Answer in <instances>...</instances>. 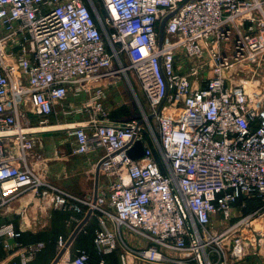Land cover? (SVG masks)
Instances as JSON below:
<instances>
[{"label": "built area", "instance_id": "2783aa9c", "mask_svg": "<svg viewBox=\"0 0 264 264\" xmlns=\"http://www.w3.org/2000/svg\"><path fill=\"white\" fill-rule=\"evenodd\" d=\"M96 1L0 0V208L33 191L45 207L96 216L99 264L115 252L119 264H235L264 254V100L226 74L264 54V0H102L107 15ZM128 69L149 110L110 122L112 84L87 82L113 73L129 80ZM58 103L69 120L87 117L66 129L74 153L103 150L100 171L112 179L97 193L64 190L30 165L42 159L34 130L55 126ZM137 140L144 154L133 158ZM125 228L147 246L127 250ZM21 236L12 222L0 225L8 260L31 264L46 242ZM57 250L56 264L91 259L63 236Z\"/></svg>", "mask_w": 264, "mask_h": 264}, {"label": "crops", "instance_id": "0c3cea01", "mask_svg": "<svg viewBox=\"0 0 264 264\" xmlns=\"http://www.w3.org/2000/svg\"><path fill=\"white\" fill-rule=\"evenodd\" d=\"M122 79V75L118 76L113 73L107 76L103 82L90 81L87 84H120L124 83ZM124 79L127 82L128 79L125 77ZM134 79L138 84L136 78ZM128 82L134 84L130 76ZM71 99L70 97L68 100ZM81 100L83 99L81 98ZM55 110L56 112L52 114V117L58 118V125H69L70 121L75 124L84 123V116L67 119L59 103ZM35 134L38 143L33 153L40 155L42 159L32 157L29 162L33 170L45 181L76 195L85 196L94 193L96 188L98 191L101 190L112 179V176H108L102 171L98 172L97 169L103 150L100 149L87 154L74 153L76 144L74 136L64 129L38 131ZM74 217L78 220H74ZM9 222H12L17 229L22 231L20 238L22 243L46 242L44 250L36 256L31 264H53L58 254L57 241L60 236L67 239L73 249L85 248L91 253L96 250L94 238L82 235V233H86V228L97 226L98 219L96 216H90L87 213L76 216L72 211L45 207L33 191H27L12 198L0 208V225ZM121 232L126 239L124 230ZM114 256L118 260L117 254H107L106 263L115 262ZM260 257L263 258L264 262V254ZM8 258L6 250L0 246V264H12Z\"/></svg>", "mask_w": 264, "mask_h": 264}, {"label": "rangeland", "instance_id": "374dc122", "mask_svg": "<svg viewBox=\"0 0 264 264\" xmlns=\"http://www.w3.org/2000/svg\"><path fill=\"white\" fill-rule=\"evenodd\" d=\"M96 2L98 3L100 12L104 15H107V12L103 6V1L97 0ZM123 61L125 65H129V61L127 58L123 57ZM115 65L117 66L118 63L116 62ZM226 74L232 83L246 84L249 92L254 96L256 102H260V100L262 99L264 100V54L260 55L255 61L244 60L240 62H233L230 68L227 70ZM128 75L132 78L134 84H130L128 80L126 82L124 77H127L126 75H123L124 77L122 76V80L124 81V83H115L106 87V108L109 114L108 121L110 122L123 124L134 119H143L144 113L149 110L147 100L139 84L136 83L134 79L135 76L133 75V71L131 69H128ZM82 99L85 100L86 95H83ZM75 101L79 103L80 99ZM114 114L117 116L116 118L113 117ZM83 118L86 119L87 117L84 116ZM57 120L58 118L55 116L50 117V121H54L53 124L55 123V125H58ZM151 124L154 131L157 132V120L151 118ZM55 134L56 133H54V135ZM217 224L218 221L214 222L215 226ZM124 235L126 236V245L124 247H126L127 250H131V248H135L136 250V248L138 249L147 246V238L140 237L139 234L135 231L125 228ZM123 249L125 250V248ZM226 249L228 250V246L226 247ZM170 254L178 261L180 259L189 260L188 251L172 250L170 251ZM260 256L261 254L259 255L251 253L235 264H264L263 258ZM113 259L115 260V262H113L112 264H119V261L115 256ZM91 264L93 263L91 262ZM107 264L110 263L107 262ZM133 264L160 263H149L141 258H135Z\"/></svg>", "mask_w": 264, "mask_h": 264}, {"label": "water", "instance_id": "95a60500", "mask_svg": "<svg viewBox=\"0 0 264 264\" xmlns=\"http://www.w3.org/2000/svg\"><path fill=\"white\" fill-rule=\"evenodd\" d=\"M173 13L165 16L161 22H160V26H159V43H160V46L162 45L163 43V39H164V33H165V25H166V21L168 20V18L172 15ZM154 115H151L149 118H153ZM77 125H84V124H69V125H56V126H48V127H42V128H38V129H35L34 132H41V131H54V130H61V129H69V128H72L74 126H77ZM144 154V144H143V141L142 140H137L136 142V145H135V148L133 150L130 151V155L133 157V158H140L142 155ZM97 169H98V172H100V164H98L97 166ZM95 193H97V188H96V191ZM59 259V256H57L53 262V264H56L57 261Z\"/></svg>", "mask_w": 264, "mask_h": 264}, {"label": "trees", "instance_id": "16d2710c", "mask_svg": "<svg viewBox=\"0 0 264 264\" xmlns=\"http://www.w3.org/2000/svg\"><path fill=\"white\" fill-rule=\"evenodd\" d=\"M103 14V13H102ZM104 15V14H103ZM113 117L114 118H116L117 116L114 114L113 115ZM118 120V119H117ZM98 227V224H97V226H95V227H88V228H86V233L84 232V233H82V235H85V236H90L92 239L94 238V236H95V230H96V228ZM96 249V248H95ZM115 254H117L116 252H115ZM90 255H91V259H90V261H89V263L88 264H91V262L93 263V264H99V261H100V256L98 255V253H97V250H94V253H91L90 252ZM118 256V255H117ZM106 257V256H105Z\"/></svg>", "mask_w": 264, "mask_h": 264}]
</instances>
